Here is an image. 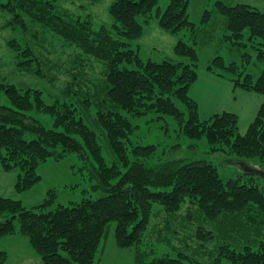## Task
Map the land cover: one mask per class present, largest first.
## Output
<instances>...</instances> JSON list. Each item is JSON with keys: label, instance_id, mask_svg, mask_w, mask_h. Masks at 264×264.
I'll list each match as a JSON object with an SVG mask.
<instances>
[{"label": "trees", "instance_id": "16d2710c", "mask_svg": "<svg viewBox=\"0 0 264 264\" xmlns=\"http://www.w3.org/2000/svg\"><path fill=\"white\" fill-rule=\"evenodd\" d=\"M59 1L8 0L0 3V10L12 16L9 26L23 39L30 37L38 43L52 35L65 47L77 45L86 55L106 63V94L96 116L116 160L107 163L97 134L85 124L75 104H48L39 90L23 91L0 84V91L11 103V107L0 105V165L6 173H16L18 195L41 181L38 168L42 163L72 153L78 154L80 170H87L91 189L99 193L97 198L85 197L54 209L53 192L30 207L19 199L0 197V216H7L0 222V239L26 237L42 264H94L110 227L115 225L116 245L134 250V264H264L263 239H249L244 244L220 242L207 263L181 251L184 248H177L181 250L174 256H158L152 246L156 241L149 240L155 206L174 218L165 229L174 234L186 211L185 221L191 228L194 225L193 238L205 249L218 235L200 225L203 222L218 223L239 216L248 227L262 223L264 177L247 171L224 181L217 167L205 159L165 160L158 144L132 141L139 127L130 118L143 119L152 113L159 114L158 119L171 118L180 136L196 141L206 138L209 154L225 153L236 163L264 172V105L242 135L236 114L224 112L203 120L199 104L190 95L202 70L198 39L216 14L224 19L227 33L223 40L243 50L242 59L227 64L217 56L204 69L235 87L264 96V13L251 5L216 0L215 8L206 10L197 25L190 20V0H168L164 10L159 7L160 0H115L109 8L112 26L96 29L88 16L59 11ZM151 22L171 35L183 34L174 46L179 62L144 60L139 50L132 48L133 42L143 38L144 25ZM7 44L20 68L40 77L46 75L28 42L13 38ZM248 47L258 52L257 60L263 66L257 78L247 72L251 62ZM84 102L90 105L92 101ZM33 112L53 117L54 127L46 128L31 115ZM191 147L197 153L198 146ZM174 237L162 231L157 241L171 244ZM7 261V253L0 251V264Z\"/></svg>", "mask_w": 264, "mask_h": 264}, {"label": "rangeland", "instance_id": "374dc122", "mask_svg": "<svg viewBox=\"0 0 264 264\" xmlns=\"http://www.w3.org/2000/svg\"><path fill=\"white\" fill-rule=\"evenodd\" d=\"M8 0H0V3ZM115 0H105L100 3H93L90 0H61L57 3L59 11H66L82 18L90 17L96 29L101 26L110 27L113 19L109 14V8ZM229 5L247 4L251 5L264 13V0H223ZM216 0H190L189 16L190 20L200 25L203 14L206 10L215 8ZM168 0H160L159 7L166 9ZM12 16L3 10H0V84L13 85L18 89L26 91L28 89L39 90L43 94V99L48 104L56 101L69 102L75 104L79 109L81 118L85 124L98 136V142L102 147V153L107 163L112 164L116 157L113 154L105 132L100 128L97 122V111L100 101L106 94V63L103 60L96 59L94 56L86 55L77 45L65 47L60 38L54 39L52 35L42 38L43 42H36L28 37L23 39V35L10 28L9 24ZM144 24V19H141ZM145 32L142 39L132 43L133 49H138L142 59L153 60L156 62L172 61L179 62L181 59L174 54V46L180 37L174 36L163 31L156 22L144 25ZM40 30L39 28H37ZM224 19L214 15L213 21L206 25L198 39L196 49L200 57V68L203 70L210 61L221 56L226 63L241 62L243 50L231 47L223 40L226 34ZM246 37L249 32H245ZM28 42L36 51L46 74L43 77L33 74L31 71L24 70L18 66V58L9 46L11 39ZM251 55V62L247 64V72L255 78L262 72V63L257 60L258 52L253 47L246 49ZM91 100L87 105L84 101ZM0 105L11 107L10 100L3 91H0ZM46 128L54 127V118L44 113H31ZM159 114L152 113L143 119L131 118L132 122L139 128L132 136L134 143L144 145L158 144L159 154L165 160L179 158H202L215 165L221 178L227 181L245 173L244 169L233 156L225 153L209 154L210 147L206 140H191L180 136L177 124L171 118H160ZM180 145L177 148L174 146ZM192 145H197V153ZM82 166L81 159L77 153L69 154L67 157L56 160L50 158L42 163L38 168L41 181L33 188L18 195L14 187L10 195L11 198L19 199L24 206L41 203L50 197V193L56 194L51 209L58 205H70L74 202H80L85 197L97 198L99 193L93 192L88 172L85 169L80 170ZM16 174V173H15ZM14 173L12 175L16 176ZM12 177V176H10ZM10 182H13L11 178ZM186 211L182 212L180 227L177 234L173 231L166 232V225L173 221V217H168L160 206H155L152 224L149 228V240L156 241L153 247L157 250L158 256L170 254L174 256L177 248H184L183 252L190 254L206 263L214 256V251L218 243L230 241L244 244L247 240H264V218L262 223L256 226L248 227L244 224L241 217H230L218 223L203 222L200 224L207 229H214L218 235L216 242L207 248L199 247V244L193 238L194 225L192 228L184 219ZM7 216H0V222ZM185 222V223H183ZM178 223V222H176ZM175 226V222L172 224ZM175 235L174 241L158 242L159 233ZM188 242V247L184 243ZM9 245H12L10 243ZM11 249V247H10ZM13 250V248H12ZM35 251V250H34ZM11 254H19L17 251ZM135 252L132 249H120L115 241V225L110 227L108 237L103 241L101 250L94 264H134Z\"/></svg>", "mask_w": 264, "mask_h": 264}, {"label": "crops", "instance_id": "0c3cea01", "mask_svg": "<svg viewBox=\"0 0 264 264\" xmlns=\"http://www.w3.org/2000/svg\"><path fill=\"white\" fill-rule=\"evenodd\" d=\"M190 95L199 104L203 120H208L212 116L224 112L236 114L239 118V131L242 135L246 134L260 108L264 105L263 95L235 87L232 82L205 69L199 71L198 80L191 87ZM12 173H6L0 165V197L11 198L8 195L12 190L9 192L8 190L14 187V179L17 180V177ZM9 178L13 182H10ZM10 243L12 245H9ZM0 251H4L8 255L6 264H42L30 241L21 235L0 239ZM10 251H17L19 254H11Z\"/></svg>", "mask_w": 264, "mask_h": 264}, {"label": "water", "instance_id": "95a60500", "mask_svg": "<svg viewBox=\"0 0 264 264\" xmlns=\"http://www.w3.org/2000/svg\"><path fill=\"white\" fill-rule=\"evenodd\" d=\"M239 164L242 167V169H244L245 172L250 171L252 173H255V174L259 175V176L264 177V172L257 171V170H252L248 166H246L244 163H239Z\"/></svg>", "mask_w": 264, "mask_h": 264}]
</instances>
